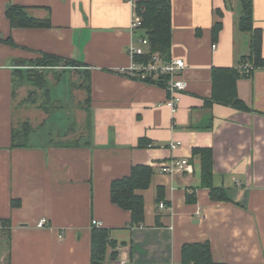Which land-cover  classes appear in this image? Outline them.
<instances>
[{"label":"crops","instance_id":"crops-1","mask_svg":"<svg viewBox=\"0 0 264 264\" xmlns=\"http://www.w3.org/2000/svg\"><path fill=\"white\" fill-rule=\"evenodd\" d=\"M10 5L51 26L12 27ZM172 6L171 56L186 62L188 83L175 114L164 87L123 71L134 40L124 0H0V221L9 226L0 229V264H91L94 220L118 243L106 264H181L184 245L204 242L217 262L264 264V70L238 81L250 111L207 104L213 68L237 67L250 53L241 2ZM253 6L264 57V0ZM46 55L76 66L32 64ZM195 148L212 150L214 187L229 201H214L202 185ZM174 158L192 171L162 173ZM136 165L154 175L138 191L145 222L131 226L110 191Z\"/></svg>","mask_w":264,"mask_h":264},{"label":"trees","instance_id":"trees-1","mask_svg":"<svg viewBox=\"0 0 264 264\" xmlns=\"http://www.w3.org/2000/svg\"><path fill=\"white\" fill-rule=\"evenodd\" d=\"M241 16L239 28L243 33L250 34V53L241 57L237 67H214L212 70V97L208 106L217 103L233 107L240 111H250L251 108L239 97L238 81L241 78H251L258 70H264V57L262 54V30L254 26L253 0H240ZM143 19L139 36L149 40L150 54L139 58V62L148 63L151 54H158L164 61H171L172 49V0H141L138 4ZM12 27L20 28H48L50 20H39L30 16L27 8L10 5L6 11ZM221 30V24L213 29V37L216 38ZM32 64L42 68H57L60 66L74 67L75 63L63 62L58 57L43 56V59ZM65 64V65H62ZM70 64V65H68ZM159 81H147L149 84L159 85L165 88L167 78L161 77ZM25 134H29L31 127L26 125ZM16 144V143H15ZM194 155H200L202 161V185L210 189L214 201H229L222 188L214 187L213 152L211 149L195 148ZM154 169L146 165L133 166L129 175L114 180L111 184V200L118 207L131 213V226H140L145 222V201L139 190L150 187ZM163 188L158 190V202L164 201ZM2 229L7 230L6 221H0ZM9 232V231H8ZM118 243L111 239V230L94 227L92 230V263L106 264L110 249L111 260H117ZM181 264H225L214 260L209 242L186 244L182 248Z\"/></svg>","mask_w":264,"mask_h":264},{"label":"built area","instance_id":"built-area-1","mask_svg":"<svg viewBox=\"0 0 264 264\" xmlns=\"http://www.w3.org/2000/svg\"><path fill=\"white\" fill-rule=\"evenodd\" d=\"M141 0H124V2L132 9V19L130 22V31L134 35L129 46V56L131 64L127 69H124V73L131 78L146 82L159 81L162 78H167L165 82V89L168 93V99L166 101L167 107L171 110L172 114H175L178 110L181 95L187 89L188 83L184 79V73L187 69V64L183 59H171V61H164L158 54H151V60L148 63L139 62V58L145 57L150 54L149 40L145 37L139 36L138 32L142 29L143 19L139 11L138 4ZM216 48V47H214ZM181 146V142L172 143L170 149L176 150ZM191 164L188 159H171L169 162L161 163L160 169L164 174H176L191 172ZM160 208L164 209L165 204L161 203ZM199 214V213H198ZM48 222L42 219L37 224L38 228H45ZM94 227H100L98 221H93ZM3 225L0 222V229Z\"/></svg>","mask_w":264,"mask_h":264}]
</instances>
